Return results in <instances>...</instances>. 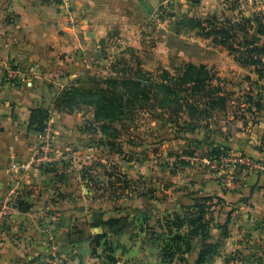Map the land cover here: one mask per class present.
<instances>
[{"label":"crops","instance_id":"1","mask_svg":"<svg viewBox=\"0 0 264 264\" xmlns=\"http://www.w3.org/2000/svg\"><path fill=\"white\" fill-rule=\"evenodd\" d=\"M200 2L0 0V199L9 189L10 160L28 159L31 146L40 140V133L29 127L32 109L49 111L56 135L60 128L70 131L80 124V118L55 110L51 79L82 77L96 71V64L101 63L100 52L114 51V47L126 58L135 56L159 63L165 58V37L170 35L165 36L163 29L170 21L158 17L154 23V14L176 8L177 17L184 19L198 16L203 10L214 12L216 0ZM65 6L72 11L73 21L67 18ZM172 19L176 20V15ZM174 27L170 30L178 33ZM12 67L21 72V80L16 83L6 79ZM259 125L264 126V122ZM262 135L254 136L260 139L259 146L248 132L224 144L232 152H243L259 161L250 170H237L227 188L205 172L189 180V186L197 187V194L179 193L164 204L161 214L167 216L182 214L195 205L196 199L221 198L218 211L206 219L211 220L208 241L201 237L189 241L185 237L187 228L168 236L160 217L161 223L155 228H138L139 218L128 220L119 215L117 206L102 204L100 195L83 182L82 170L65 166L60 161L64 152L55 146V163L26 179L23 197L29 211L17 210L12 217L0 247V264H109V256L127 264H264ZM228 166L232 173L233 167ZM111 200L107 198L108 203ZM129 207L138 210L143 206L131 202ZM229 216L228 237L224 238L220 225ZM117 220L116 225H106ZM107 241L111 252L106 251ZM205 244H219L218 254L200 262ZM54 252L57 257L53 260ZM235 254L239 259L231 258Z\"/></svg>","mask_w":264,"mask_h":264},{"label":"rangeland","instance_id":"2","mask_svg":"<svg viewBox=\"0 0 264 264\" xmlns=\"http://www.w3.org/2000/svg\"><path fill=\"white\" fill-rule=\"evenodd\" d=\"M169 9L164 8L159 13V19L170 21L163 29L165 36L170 34L165 37L162 48L164 60L158 63L154 59L142 60L135 56L126 58L114 47V51L100 52L101 63L96 64V71L82 77H55L50 84L56 102L58 98L64 97L66 88L84 76L119 75L128 78L143 77L145 73L160 75L168 71L177 77L193 66H204L214 75L211 87L221 88V91L213 96L225 97L227 108L223 109L219 103L215 110L202 114L194 132L168 108L140 116L133 129H126L123 122L116 121L107 123L104 131V123L96 120L95 109L85 105L86 99L80 94L66 97L64 101L69 98L72 100L62 105L67 112H60L80 118V124L70 131L60 128L56 130L57 135L52 125L54 149L57 146V151L64 152L60 161L65 166L82 170L83 182L97 196L100 195L102 204L111 208L117 206L119 215L128 220L132 216L134 221L139 218L138 228L142 230L160 225V217L165 224L164 233L168 236L172 232H169L166 218H173V214H161L164 204L166 206V202L173 200L179 193L188 196L197 194V187L189 186V180L207 172L227 188L234 181L237 170L251 169V166L246 165L247 162L243 165L239 160L256 165L259 161L243 152H232L224 144L231 143L234 137L238 138L245 132L250 134L251 139L254 138L256 146L260 143L256 137L263 134L264 139V126L259 125L264 122V0H216L214 12L205 13L203 10L202 14L199 11L198 16H195L212 23L208 25L206 22L201 27L194 23L187 28L180 26L182 19L177 17L176 8ZM175 15L176 20H173ZM173 25L174 32L178 31L176 35L170 30ZM260 29L262 34L259 33ZM246 41L251 44H246ZM115 43L118 44V40ZM204 77L198 72L194 76ZM90 83L89 88L92 87ZM204 98L205 102L210 100L206 96ZM259 104L262 110L257 109ZM207 137L213 143L211 150L216 146L222 150L220 159L208 157L207 147L198 145L199 141ZM225 158L236 159L237 163L227 164L221 160ZM208 161H214L219 172L216 173ZM228 165L233 167L232 173ZM107 177H110V181ZM107 198L112 199L111 203L107 202ZM131 202H141L143 207L138 210L130 208ZM204 204L207 205L208 213L214 215L221 203L212 198ZM188 212L184 211L181 216H186ZM107 242L105 248L110 246ZM233 256L239 259L237 254L231 257L235 259Z\"/></svg>","mask_w":264,"mask_h":264},{"label":"trees","instance_id":"3","mask_svg":"<svg viewBox=\"0 0 264 264\" xmlns=\"http://www.w3.org/2000/svg\"><path fill=\"white\" fill-rule=\"evenodd\" d=\"M206 22L208 25H212L210 20ZM206 22L200 17H192L182 19L179 24L185 28L193 23L195 26L201 27ZM259 33H263L262 29L259 30ZM245 43L251 44L248 41ZM196 72L204 74L205 77L194 78ZM143 77L121 78L119 75L111 77L100 75L84 76L74 81L71 87L66 88L64 97L56 100L55 110L67 112L62 108V105L63 103L70 102L72 99L69 98L67 101H64L65 98L80 94L86 99L84 104L95 109L96 120L104 123L102 127L104 131L107 123L111 124L116 121L123 122L126 129H133V126L137 125L140 116L147 113L150 114V111L168 108L173 115H177L186 125L191 127L189 130L194 132L197 128L196 123L201 120L202 114L215 110L219 103L223 109L227 108L225 106V97L213 96L217 92H220L221 88L213 89L211 87L212 82L215 80L214 75L204 66L201 68L190 67L185 70L183 75L177 77L168 71H163L160 75L145 73ZM88 83L92 85L91 88L88 87ZM204 96L210 100L205 102ZM257 106L258 110L263 109L261 104ZM199 108L204 109L202 111ZM50 118L49 111L43 108L32 109L29 127L40 133ZM200 144L207 147L208 157L221 158L222 150L220 151L218 146L211 150L213 143L210 142V137L199 141L198 145ZM212 198L217 199L220 203L223 201L219 197L205 198L201 201L196 199L195 205L192 208L186 209L189 211V214L186 216H181L178 213L173 214V218L167 216L166 221L169 226V232L171 233L175 229L179 233L180 230L187 228L188 232L185 234V237L189 241L195 237H201L202 240L208 241L211 237V220H206L210 212L208 213L207 205L204 202ZM19 210L27 212L29 211V207L25 202H22ZM230 217H228L224 225H220V228L223 229L224 238L228 237ZM117 223H119V220L109 221L106 225L113 226ZM99 238L101 236L97 237V240ZM107 243L105 242V244ZM217 248H219V244H205L200 254V262L206 261L207 257L217 255ZM111 250L112 248L110 247L106 249L108 252H111ZM109 260L110 262H114L116 259L109 256Z\"/></svg>","mask_w":264,"mask_h":264},{"label":"built area","instance_id":"4","mask_svg":"<svg viewBox=\"0 0 264 264\" xmlns=\"http://www.w3.org/2000/svg\"><path fill=\"white\" fill-rule=\"evenodd\" d=\"M67 18L73 21V13L69 7L65 6ZM159 15L154 14L152 22H156ZM6 79L9 82H18L21 80V72L17 68H10L6 74ZM54 140L52 136V124L51 118L46 122L42 132H40V140L31 146V155L28 159L12 158L9 163V170L11 173L10 185L7 193L0 199V247L4 241L5 234L7 233L8 226L15 212L19 210V206L24 202V189L25 182L28 176H34L35 173H41L46 171L56 160L54 152ZM227 164L237 163L236 159L228 158L221 159ZM244 165L255 166L249 161L239 160ZM208 164L217 173L219 172L218 165L215 162H209ZM56 252L52 254L53 260L56 258ZM54 264V261L51 262ZM109 264H127L125 261L116 259Z\"/></svg>","mask_w":264,"mask_h":264},{"label":"water","instance_id":"5","mask_svg":"<svg viewBox=\"0 0 264 264\" xmlns=\"http://www.w3.org/2000/svg\"><path fill=\"white\" fill-rule=\"evenodd\" d=\"M193 2H200V0H193Z\"/></svg>","mask_w":264,"mask_h":264}]
</instances>
